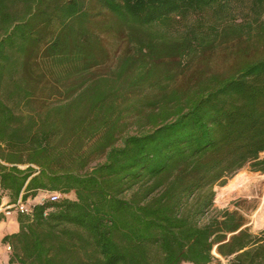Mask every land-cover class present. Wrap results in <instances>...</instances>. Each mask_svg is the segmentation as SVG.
Listing matches in <instances>:
<instances>
[{
    "label": "trees",
    "instance_id": "trees-1",
    "mask_svg": "<svg viewBox=\"0 0 264 264\" xmlns=\"http://www.w3.org/2000/svg\"><path fill=\"white\" fill-rule=\"evenodd\" d=\"M263 18L264 0H0V208L60 194L19 213L7 264H264V229L215 207L241 170L264 173V47L225 74L118 105L134 69L132 84H148L156 59L222 30L260 25L261 39ZM107 35L128 46L114 80L93 74Z\"/></svg>",
    "mask_w": 264,
    "mask_h": 264
},
{
    "label": "rangeland",
    "instance_id": "rangeland-1",
    "mask_svg": "<svg viewBox=\"0 0 264 264\" xmlns=\"http://www.w3.org/2000/svg\"><path fill=\"white\" fill-rule=\"evenodd\" d=\"M243 20H245L243 15L235 13L234 19L231 21L233 23L235 21L236 23H241ZM262 24H264V20ZM234 25L229 30L238 29V26L236 24ZM260 27V25L254 26L251 30L246 28L244 32H240L239 34H233L228 31L229 35H226L222 30L221 36L217 38L210 33L211 38L209 44L198 48L196 52L182 59L178 57L174 58L170 55H164L160 57V60L156 59L155 72L148 81V84H132L137 77L135 74L139 71L138 69H134L120 81L119 89L121 97L118 100V105L120 107L125 105V98H128V94H131L132 96L130 97L134 99L143 98L145 95L150 97L154 96L155 92H150L152 90L150 86L154 84L158 85L162 83V85L166 86V91L174 90L190 85L192 83L190 81L194 77L225 74L237 62L261 55V47H264V37L257 39V33L262 31ZM104 43L109 48L111 53L110 58L104 64H101L93 70L94 77L103 76L113 80L118 79V63L124 51L128 48L127 43L122 41L120 36L112 37L110 35L104 37ZM42 68H45V66H42ZM167 83L169 84L167 85ZM61 100L62 97L60 96L54 97L51 99V103H56ZM34 107H39V105H35ZM130 123L125 130L127 134H136L142 128L135 120H131ZM95 164L92 165L94 166ZM240 172V174H237L242 178V183L230 194L224 195L219 202L215 201V207L219 210L228 209L238 211L246 217L248 222L247 226L250 227L251 232L257 235L264 229V220L262 225H258L259 210L264 208V173L254 172L250 167H246ZM219 191L220 187H217L216 192L218 193ZM46 195L45 197H47ZM70 197L74 198V195H70ZM11 251H9L10 254L12 253ZM214 254L217 255L216 251H214ZM7 257L8 254L4 246L0 244V259L6 261ZM220 259L223 263L227 262L222 258Z\"/></svg>",
    "mask_w": 264,
    "mask_h": 264
},
{
    "label": "crops",
    "instance_id": "crops-1",
    "mask_svg": "<svg viewBox=\"0 0 264 264\" xmlns=\"http://www.w3.org/2000/svg\"><path fill=\"white\" fill-rule=\"evenodd\" d=\"M44 196H45V192H41L36 198H30V199L23 201V202H25V203L31 202L35 206L36 204L42 203V199ZM19 200H21V198ZM10 201H11V199L8 196H5L3 199V203H2L1 207L4 208L6 206L16 204V203L11 204ZM0 216L4 217L0 221V244H2L4 246V248L8 254L6 261L0 259V261H1L0 264H7L9 259H10L11 254L9 253V250H8L9 244H4L3 239L8 235H12V234L19 232V230H20V226H19V222H18L19 213H17L16 211H13L12 214L9 216H6L4 213H0Z\"/></svg>",
    "mask_w": 264,
    "mask_h": 264
},
{
    "label": "built area",
    "instance_id": "built-area-1",
    "mask_svg": "<svg viewBox=\"0 0 264 264\" xmlns=\"http://www.w3.org/2000/svg\"><path fill=\"white\" fill-rule=\"evenodd\" d=\"M47 194V197H43L42 202L44 200L49 199L53 202L58 201L60 198V194L57 192H45ZM34 204L31 202H23L22 200H19L15 205L6 206L4 208H0V213H4L6 216H9L12 214L13 211H16L20 214H26V215H32L33 213ZM8 250L11 251L12 247L9 245Z\"/></svg>",
    "mask_w": 264,
    "mask_h": 264
},
{
    "label": "bare ground",
    "instance_id": "bare-ground-1",
    "mask_svg": "<svg viewBox=\"0 0 264 264\" xmlns=\"http://www.w3.org/2000/svg\"><path fill=\"white\" fill-rule=\"evenodd\" d=\"M242 183V178L238 175L236 176L234 179H232L225 187H221L220 191L217 193L216 195V202H219L222 197L224 195H228L230 194L235 188L238 187V185H240ZM263 213H264V208H262L261 210H259V214H258V225H262L263 224ZM264 226V225H263Z\"/></svg>",
    "mask_w": 264,
    "mask_h": 264
}]
</instances>
